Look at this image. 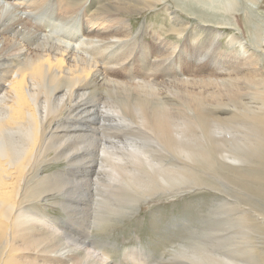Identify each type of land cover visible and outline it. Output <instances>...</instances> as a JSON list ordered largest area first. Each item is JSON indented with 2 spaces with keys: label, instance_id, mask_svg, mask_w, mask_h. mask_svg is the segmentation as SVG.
<instances>
[{
  "label": "bare ground",
  "instance_id": "6f19581e",
  "mask_svg": "<svg viewBox=\"0 0 264 264\" xmlns=\"http://www.w3.org/2000/svg\"><path fill=\"white\" fill-rule=\"evenodd\" d=\"M160 1L104 0L103 6L102 2H94L92 9L89 0H0V264H111L109 254L96 250L94 241L69 239V235L62 234L63 230L58 232L63 229L60 223L27 206L32 200L49 201L56 191L66 194L76 191L77 199L82 201L93 194L91 202L96 205V215L101 217L107 212L130 211L140 200L195 179V172L185 171L187 166L202 174L210 173V167L202 165L204 161L209 165L212 161L220 162L224 169L238 172L242 182L248 180L245 175L250 171L257 175L248 162L259 166L264 161L260 30L257 27L253 37L257 47L229 33L227 41L234 49L225 51L219 47V29L194 23L196 28L191 36L207 37L217 48L214 51L219 56L213 60L214 67L197 68L189 78L153 84L136 82L131 78L133 71L128 72L133 64L131 54L126 51L142 42L134 37L140 38L144 29L140 26L131 34L129 18L118 14L141 13L153 9ZM192 1L222 14H232L240 2ZM247 1L258 4L260 0ZM165 10L171 21L170 30L178 36L188 31V20L176 10L169 7ZM57 23L63 24L64 29L60 30V25L56 30ZM167 44L159 40L158 45L163 48ZM175 45L170 46L172 50ZM96 55L105 60L97 59ZM220 58L221 66H217ZM167 60L151 61L167 67L173 63L171 71L180 77L184 64ZM249 92L255 96L250 97ZM238 114L245 117L241 122L246 129L242 137L233 133ZM92 123H98L102 129L141 131V142L100 143L83 134ZM204 130L210 137H204ZM229 144L237 148L228 150L233 156L222 150H217L216 156L212 154L211 148L222 149ZM88 148L95 151L98 160L87 159ZM251 148L255 152L245 158ZM165 153L174 159L171 156L165 162ZM60 160L69 166L65 169L73 165L77 168L78 174L73 178L78 180H64L63 169L43 171L44 163ZM86 161L90 162L87 166L95 168L76 166ZM246 165L247 170H243ZM90 173H95L94 179L88 178ZM246 186L242 184L239 189ZM59 201L70 217L69 198ZM200 243L175 251L177 256H172V263L249 264L231 260L228 255L218 258L209 243ZM128 256L131 255L126 253L124 259ZM151 257L143 251L135 261L159 263V259L151 263L148 260ZM160 260L163 263L159 264L166 263L164 257Z\"/></svg>",
  "mask_w": 264,
  "mask_h": 264
},
{
  "label": "rangeland",
  "instance_id": "374dc122",
  "mask_svg": "<svg viewBox=\"0 0 264 264\" xmlns=\"http://www.w3.org/2000/svg\"><path fill=\"white\" fill-rule=\"evenodd\" d=\"M103 1L89 0V5L93 9L94 2L96 4L102 2L100 5L103 6ZM165 7L176 10L182 18L189 21L188 31L184 32L182 36H178L170 30L172 25ZM235 10V13L233 12L232 14H222L221 11H213L202 7L192 0H161L153 9L145 10L141 13L119 12L118 15H121L120 17L129 18L131 34L135 33L140 26L144 29L140 34V38L139 36L134 37L135 40L139 39L142 42L136 44L138 46L132 45L129 49L130 51H126L131 54L130 61L133 64V67L131 66L128 70L129 73L133 71L131 78L136 82L162 83V81L166 82L176 78L192 77L197 68L206 69L207 67H214L212 65L214 64L213 60L215 56H217V48L212 42L207 40V37L204 38L199 35L191 36L193 28H196L194 23L219 29L221 31L219 37L221 44H219V47L225 51L234 49L228 43L229 41H227L229 33H235L254 45L253 47H257V43L255 39L253 40V37H255V29L258 27L260 37L263 40L260 53L262 65L264 66V0H260L258 4H252L247 0H240ZM60 25L61 27H59ZM55 27L56 30H59L58 27L60 30L64 29L63 24L58 25L57 23ZM203 33H207V31L204 30ZM155 37L160 38L159 40L163 42L167 41L169 44L163 48H159V40L154 39ZM174 44L177 47L172 50L170 46ZM214 49L216 50L214 51ZM179 55H181V60H178ZM236 55L241 54L237 53ZM202 56L204 57L202 58ZM210 57L212 61L209 60ZM162 58L168 59V62L170 60H177L184 64L180 77H175V74L172 73L173 63L170 64V67H167L159 62L153 61V63L151 61L153 59L162 61ZM97 59L105 60V58L101 57ZM143 60L145 61L143 62ZM221 61L222 59L220 58L216 65L221 66ZM149 62H152V64ZM230 63H232V59ZM209 71L211 72V70ZM198 75H201V73ZM256 86L258 87L259 84ZM249 93L250 97L255 96L253 93ZM99 96L101 97V95ZM243 119L245 117L240 114L234 118L236 123L233 125L236 127V130H233V133L239 137L243 136L242 131H246L241 124ZM83 134H88V137H92L95 141H100V143L104 142L106 145V142L109 144L112 142L119 144V142H124V140L141 142L142 136V132L135 129H102L98 126V123H92L90 128L84 130ZM136 135H139V137ZM204 137H210L208 131L204 130ZM217 150H222L232 155L228 150L237 151V148L232 144L222 149L213 147L211 148V152L214 156H216ZM258 150H260V147ZM239 151L242 157H244L243 149L240 148ZM85 152L87 159L96 157L98 160V156H95V151L92 148ZM254 152L255 150L251 148L245 158H250ZM97 153L100 154L99 151ZM167 154L165 153L164 159ZM171 156L174 159L173 155ZM171 156L167 155L165 162L169 161V158L172 159ZM88 163L90 162H79L76 166L79 168ZM231 163L237 166V163ZM248 164L250 165L249 168L254 166V173L256 172L257 175H254L251 173L253 171H250L245 175L248 179L246 182L240 181L243 178L240 177L238 172L229 168L224 169L218 161L216 163L212 161L211 166L208 162L204 161L202 163V165L210 167V173L206 174H202L192 166V170L189 172L191 167L187 166L185 171L189 174L195 172V179L175 184L166 193H158L151 198L140 200L130 211L116 214L107 212L101 217L96 215V205L91 202L93 194H91L92 196L90 194L87 196L89 201H87L86 197L82 201V199H77L78 193L76 191L67 194L63 191H56L53 196L49 197V201L32 200L27 206L46 213L51 219L60 223L63 229L61 228L58 232L60 233L63 230L65 233L62 234L69 235V239L77 238L78 240L79 238L78 241L81 242L87 240L94 241L96 250H104L109 254L113 262L111 264H137L136 261L139 260L140 253L143 251L148 252L152 256L148 259L151 263L158 261L159 263H163V260L160 259L164 257L166 260L165 264H173L171 258L172 256H177L175 251H178L181 247L191 248L195 245H200V242L209 243L207 245L216 252L218 258L228 255L229 257L231 256V260L244 261L249 264H264V161L259 166L254 165L253 162H248ZM89 165H86V167L95 168V166ZM66 166L68 165L64 160L44 163L43 171L51 172L50 170L63 169V173H65L62 176L63 179L73 180V177L78 174L77 168L73 165L69 169H65ZM247 167V165L246 167L244 166L243 170H247ZM94 174L90 173V177L88 178L94 179ZM249 181L250 183L248 184ZM245 183L247 184V188L245 187L244 190L239 189ZM68 198L72 205V208H68L70 217L66 214L67 209L65 207L62 209V204L59 201H65ZM96 219L98 220L96 221ZM62 221L65 222L63 223ZM88 226L89 231H87ZM85 230L88 233L87 235H85ZM66 236L64 238H67ZM203 246H206V244ZM89 248L91 251H95L93 248ZM235 249L237 251H234ZM126 253H129L131 256L124 259Z\"/></svg>",
  "mask_w": 264,
  "mask_h": 264
}]
</instances>
